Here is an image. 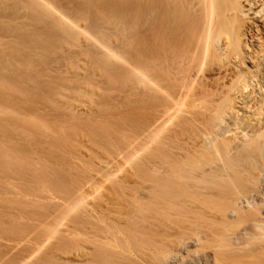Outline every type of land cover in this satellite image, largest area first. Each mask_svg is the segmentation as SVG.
Instances as JSON below:
<instances>
[{"label": "bare ground", "instance_id": "1", "mask_svg": "<svg viewBox=\"0 0 264 264\" xmlns=\"http://www.w3.org/2000/svg\"><path fill=\"white\" fill-rule=\"evenodd\" d=\"M0 9H2V11L3 10L6 11L8 9V13H9V14L8 13L6 14L5 12L0 11V30L3 29L2 26H4V23H6V22H7V24L10 23L7 26H9L11 30L16 28V26L18 27L17 29L20 30L21 29L20 27H22V26L25 27L26 24L31 26L30 27L31 29L36 28L38 25H40V26L43 25V27L47 28L48 24L51 23L48 21L53 20L54 23H51V24H55L56 19H58L56 22L57 25L55 24V26L58 27L59 29L53 25H52L53 26L52 28H56V30H59L58 32H61L63 29L64 31L67 32L68 35L70 33V35L73 36L75 41L77 40L76 42H78V44L80 42H83V43L88 42L85 46H88V47L94 46L96 48L95 52H97V59H98L96 63L99 62V64H95V66L96 65L98 66L97 68L96 67L95 68L97 69L98 73H99V71H101L98 68L103 70L105 68L109 69V68L113 67V69H111V70L105 69L110 74L107 76L105 75L104 79L106 77L108 79H110V77H108V76L112 75L111 71L116 69L115 71H113V73L116 74V75H114V74L113 75L115 77H117V81H115V82H118V79L119 80L122 79L121 81L124 82L123 81V80H125V79H123L124 76L118 77V75H117V73H119V71H121V69H123V70H125V71H123L124 74H125V72H128L132 76L131 78L134 77L139 83H141L140 85L135 84L136 87H138V86L140 87L141 85H144L145 87L141 86L143 90H144V88L146 90L147 89L146 87H148L149 89H151L149 91H153L152 95H155L156 97L159 98V101H161V103H159V104H161V106L159 108H161V107L162 108H161L160 112L157 113L156 116H154L152 119L149 120L150 122H148V125L146 124V127L143 128L142 133H141V130H142V127H141V130H140L141 134L138 138L140 143H137L139 141L134 140L133 143L136 141L135 145H137V144L141 145L142 144L141 142L143 141V138H144L145 140L143 141V144L145 146H148V145H146V144H148V142H150L151 140L157 139L156 137L162 136L163 133H167L166 132L167 129H168L167 131H169V132H170V130H173V129H170L168 127L174 125L175 123H176L175 125H177V121H179L178 122L179 124L181 123L183 125H185V123H187L188 125L190 124L192 127L189 126V128L191 127L193 129L192 134L190 131V135L188 137H186L187 140H185V141H187L186 142L187 144H184L185 146L182 144V145H178L176 147L174 145L173 146L174 148L169 147L171 150L169 148H168L169 150L166 149V151H168V153L166 152L167 154L164 153L166 155L161 153L162 150H161V152H159L161 154L158 153L159 156H156L154 153L156 158L159 157V158H161V160L158 158V160L156 161V158L153 159L154 156L152 154L151 155L153 158H150L152 160H149L145 156V162L146 163L148 162L149 168L145 169L146 170L145 174L143 172L144 169H143V171H141L140 168H138L140 171L139 170H137V171L144 174L142 176H139L138 179L134 178L132 180L131 179L132 177L128 179V177L130 176L129 174L130 173L132 174L133 171L131 172L130 169L127 167L130 171V173H128L129 171L126 170V167L124 168V166H122V162H119V160L117 161L115 159L116 161L114 160V162L121 163L119 165L118 163L117 164L113 163L112 160L114 158H117V159H118V157L120 158L122 153L124 155H122L121 158L125 157L127 159L128 157H132L134 155L136 156V153L138 151H141L139 149L142 146L139 145L140 147L138 146L136 148L133 143L131 144V142L129 143V141H126L128 143H125V146H126L125 148H127V145H128V147H129L128 150L125 149V151L123 150L124 151L123 152L121 149L122 153L118 152V153H120L119 154L120 156L118 155L117 157L115 155L118 153H115L114 157H111L112 154L110 153V157L112 160L110 159L109 163L112 162L111 164H113V165H111V164L109 165L107 163L108 159L106 160L105 163H103L105 168L106 169L108 168L106 170L107 172H105V177H106L105 179H110V180H112V182L117 181L114 183L117 185L119 184V185L118 186L115 185L117 187L111 186V188H113L112 189L113 191L112 190L109 191L110 190L109 189L108 191H105V192L107 195L109 193V196L111 195L114 197L117 189L120 188V190H121V188H123L121 191L118 190L120 192V194L122 193L120 199L124 195L122 202L120 199H119L120 201L117 200L118 199V198H116L117 196L114 197V198H116V201H113L114 199H112L111 196H110V198H111L110 199L106 194L102 195V193H100V194L96 195L97 197H93V199H96V198L99 199L102 196L100 201H98L96 199L97 204L92 205L91 204L92 202L87 203L86 198L88 196H90L89 195L90 193L84 192L86 190H82L84 185L87 183L85 182L84 185H81L82 184L81 180H79L80 182L78 184L81 183L80 185L82 188H76L77 190H75V192L68 190L69 189V188H67L68 186L65 188L64 185L68 184V183H65L62 185L63 181L61 182L60 185L62 186L63 191L66 192V193L64 192L66 194V197L63 194V191L61 193H59L57 190L56 191L53 190L54 194H49L52 190V185H53V187L57 186L54 184L55 183L58 184L57 183L58 180L55 183H51L52 180H51V178L49 179V180H51L50 183L52 184L50 186L47 185L49 187V189L51 188L50 191H49L48 187L46 186V184H49V183H46V184L42 183L47 187L46 189H48L47 191H49V192H47L46 189L43 190L42 187L45 188V186H42L41 191L40 190L39 191L41 193H42V191H44L43 192L44 194H45V192H47V194L50 196L56 194V196H57L56 200L54 199V197H56V196H52V198L51 197L45 198L46 196L40 194V192L38 190L36 192V194H38V195H36L34 193L35 194L34 196H39V194H40V195L44 196L43 198L48 199L47 204L41 203V202H45V199H44V201L40 202L39 199H41V198L38 199L37 197H35V199L37 198L39 201L37 199L36 200L34 199V201L40 202L41 207L43 206V207L48 208V206L49 207L51 206L50 209L48 208L50 211H47L48 209L46 208L47 209L46 213H42L43 215H40V218L36 222H34V224L32 223V220H31V223L33 226L31 225L32 227H30V229L28 228L29 231L22 238H21L22 235H20L19 239H17L15 242L12 240L14 243L9 242V243H11V245L8 243L7 247L5 245L4 246L2 245L3 247H6V249L4 252H2L0 254V264H264V239H263V236H264V232H263L264 231L263 230L264 229V0H0ZM54 11L57 12V14H58V16H56V19H55V17H53ZM52 17H53V19H52ZM134 18H136V19L139 18L140 20L142 19V21L144 20L143 21L144 23L142 22L143 23L142 24L140 22L142 25L139 24L138 22L140 20L138 21V19H137V24L135 22L133 23L132 20H135ZM12 25L13 26L15 25L13 29H12ZM4 27L6 28L5 31L7 32V30L9 28H7L6 26H4ZM24 27H22V28H24ZM50 27H51V25L49 24L48 28H50ZM27 28L25 29V32L28 31ZM30 28H29V30H31ZM37 28L33 29L34 31L32 30L36 35H37V32L39 33L41 31L40 28H39L40 30H37ZM48 28H47L48 33L45 32L44 34L49 35V33L52 32V31H49V30H52V28H50L49 30H48ZM43 29H42V31L44 32ZM60 29H61V31H60ZM11 30L8 32L14 33ZM35 30H37V32ZM2 31H4V30H2ZM5 31H4V34H3V32L0 33L1 34L0 35V42L2 43V45H5L7 42L9 44H11L13 41L11 39L14 38V37H11L10 39L6 40L4 35L7 37L8 33L5 34ZM23 31H24V29L22 30V32ZM66 32L64 33V35L66 34ZM28 33H29V31L25 34V36L28 35V37H24V35H22V37H20L21 35L20 36L15 35L16 36L15 38L17 39V41L19 43L23 40V44H25L24 43L25 38L29 39V35H31V36L33 35L32 37L37 39L36 35L34 36V34H31V33L28 34ZM19 34H22V33L19 32ZM62 34H61L60 38L64 37L63 39H64V41H66L65 40L66 35L64 36ZM9 35H10V33H9ZM38 35H37V37L41 36L40 38H42L41 34L39 36ZM70 35L66 36V38L68 37L69 39H72V37L70 38ZM1 37L2 38L4 37L5 38L4 40H6V41L2 40ZM19 37L21 39L24 37V39L21 40V39H19ZM49 37H47V39L53 38L52 35H49ZM8 38H9V36H8ZM40 38H39V40H40ZM16 39H14L15 42H17ZM31 39H33V38L29 39L32 43ZM56 39H59V36ZM79 39H80V42H79ZM8 40H11V41H8ZM42 40H43L42 42L45 43L44 40H46V38L44 37V39H42ZM59 40H58L59 42L63 41L61 39H59ZM3 41H4V44H3ZM38 41H37V45L42 43L41 41H39L40 43H38ZM58 41H57V43H59ZM63 42H62V44H63ZM66 42H68V41H66ZM29 43L26 42L27 45L31 44V43L30 44ZM33 43H34V41H33ZM33 43L31 45H33ZM43 43H42V45L46 44V43L45 44H43ZM71 43L72 44H70V45L72 46V48L70 47V45L68 46L67 44L64 43L65 47L64 46L63 47L66 48V46H67V48H68L66 50H64V48L61 47L62 44H60V43H59V46H56V44L53 43V45H51V47L52 46L54 47V45H55V49L57 47V50L59 51V53L62 56V60H63V57L67 58L65 60H68V59H69L68 61L71 60V62H74L73 60H75L74 63H76V65L73 64L74 67L70 68V70L68 69L69 71L72 72V73H70L71 74L70 76L72 77V79L73 78L76 79L77 82L82 81V82H79V84L83 83L84 81H87L86 83H89V87L87 86V88H85L86 86L84 87V85H83L85 83H83V84H80L83 86V88H81V86L75 81L78 84V86L75 87L74 90L75 89L81 90L85 94L84 97H86V99H83L82 101H80L82 103V104L80 103V105H79V103H78V105H77V103H75L76 102L74 99L75 95L73 94L74 96H72L70 94V91L67 92L68 94L66 92L65 93L62 92V93H64V95L61 93V97L63 95L64 99H65L66 98L65 94H67L66 95L67 98L69 95H70V97L72 96L73 99H71V100L75 101V102L73 101L75 103L74 106H72L73 104L71 105V103L68 101H67V103H70L69 106L65 105V104H67L65 101H63L62 105L59 102L60 106H59V104L55 103L57 105V108L55 107L56 105H54V104H53V107L51 108L50 106L52 103L49 104L50 108H48L47 110L52 109L51 110L52 111L51 113L53 115L52 117L58 119V121H57L56 119L53 118L54 120H52V123L54 121H57L60 123L61 121L64 122L65 120H68V119L72 120V118H76L78 113H80V112L85 113L87 115L88 114H94V117H95V115L97 117L98 114L100 115V112L102 110L101 107L102 106L104 107V105H102L100 107V105L102 103H98V101L99 102H101V101L97 99V98H99V99L102 98L103 94L101 93L102 97L101 96L99 97V95H100L99 92L101 90L97 93L96 90H98V89H96V88L98 85H100L99 82H101V80H99V81L97 80V77H98V75H100V73L101 74L105 73V70L103 72L101 71L99 74L95 75L96 69L92 66L95 71L91 70V71H93L92 72L93 74L90 73L91 72L89 69V62L90 61H87L86 60L87 58L85 59L86 53H84V55L82 54V48L80 49V51H81V53H80V51L78 49L79 46H78L77 49H78L79 53L82 54L81 57H83V56H85V57L84 58L77 57V59L79 58V61L77 59H74V58H76V56L79 55V53L77 54V52H75L76 50L73 51L72 49H74L73 47L77 46L78 44L76 45V44H74V42H71ZM83 43H81V45ZM89 43H91V44H89ZM13 44L14 43H12L11 45H13ZM35 44H36V40H35ZM35 44L33 45L34 47H35ZM42 45H39V46H42ZM85 46H83V47H85ZM59 47H60V49H59ZM91 49H92V47H91ZM83 50H84V48H83ZM35 52L36 51L34 50V53ZM18 53H20V52H18ZM92 53H93V51H92ZM91 54H90V56H91ZM0 56H1V54H0ZM4 56L6 57L5 53H4ZM9 56H10V54H9ZM12 56H10V57H12ZM93 56H95V54H93ZM5 57H3L4 61L7 58V57L6 58ZM19 57H20V55H19ZM59 57H60V55H59ZM72 57H74V58L70 59ZM14 59H12V61L16 62V60H14ZM16 59H18V57ZM92 59L93 58H91V60ZM1 61H2V59H1ZM9 61H11V58ZM76 61H78V65L80 62L82 63V65L77 66ZM17 62H19V61H17ZM26 62H27V60H26ZM2 63L4 65L7 62H2ZM31 63H33V62H31ZM100 64L102 67L100 66ZM3 65H2V68H3L2 70L5 71L4 68L6 69V66H3ZM7 65H8V63H7ZM0 66H1V63H0ZM8 66H9L8 69L10 70L11 66H13V65H11V66L8 65ZM21 67L22 66H20V68ZM16 68H14V69H16ZM14 69H11V71ZM71 69H74V71H72ZM5 72L7 73L8 71H5ZM5 72L3 73V75L5 74ZM123 72H122V74H123ZM0 73H2V72H0ZM13 73H15V71H13ZM8 74H9V72H8ZM129 74H127V76ZM102 76H100V77H102ZM0 77H2V75H0ZM4 77H6V76H4ZM71 77H68V78H71ZM125 78H127V77H125ZM129 78H128V80H129ZM69 80H71V79H69ZM114 80L115 79L109 80V81L114 82ZM130 80L131 81H129V82L131 84V82L133 80L132 79H130ZM11 81H13V80H11ZM33 81H35V80H33ZM125 81H127V80H125ZM27 82H28V80H27ZM112 82H109V83H112ZM138 82H136V83H138ZM69 83H71V82L69 81ZM130 84H128V85H130ZM12 85H14V83ZM73 85H75V83ZM85 85H88V84H85ZM104 85H106V83ZM135 85H132V86H135ZM0 86H2V85H0ZM8 86H9V84L6 86V88ZM20 86H22V85L19 84V87ZM115 86L116 87H122V86H118V84H116ZM17 87H18V85H17ZM26 87H27V85L25 86V88ZM79 87H80V89H79ZM103 87L104 86L102 85L101 88L104 89ZM136 87H134V89ZM122 88H124V87H122ZM130 88H131V86H130ZM132 89H133V87H132ZM136 89L138 90V88H136ZM12 90H13V88H12ZM145 90L143 91V94L146 93L147 90L146 91ZM3 91H4V89H3ZM81 91H79V92H81ZM109 91L110 90H108V93H110ZM122 91L124 92L125 89L124 90L122 89ZM122 91L120 90V94L119 93H117V94H119V96L125 95L126 93L122 94L121 93ZM130 91L128 89V92L125 96H127L128 93H130ZM25 92H26V89H25ZM72 92H73V90H72ZM76 92H78V91L76 90ZM0 94H2V93H0ZM148 94L146 93L147 96H148ZM12 95H14V94L12 93ZM12 95H11V97H12ZM152 95H149V97ZM77 96L78 97L81 96L80 93ZM105 96H107V95H105ZM112 96H114V95H111L110 97H112ZM131 96H133V95L129 94L128 97L125 98V100L127 98L128 99L133 98ZM107 97H109V96H107ZM12 98H11V100H12ZM79 98L80 99L76 98L77 101L81 100L82 97H79ZM116 98H117V96H116ZM134 98H136V97L134 96ZM59 99H60V97H59ZM118 99H119V101H121L119 97H118ZM121 99H122V101L124 100L123 98H121ZM127 100H126V103H124V104L122 103L121 109L118 111H122V109H123V110H125V112L127 114L128 113L130 114L131 111H133V109H132L129 112L131 105H132V103L135 104V102H130ZM8 101L9 100L7 99V102ZM108 101H110V100H108ZM112 101H111V104H112ZM151 101H153V100H151ZM64 102H65V104H64ZM115 103H117V100ZM156 104H157V102H156ZM38 106H39V104H38ZM39 107H41V106H39ZM42 107H41V109H42ZM117 107L118 106L116 105L115 113L116 112L118 113ZM33 108H35V107H33ZM110 108L111 107H109V109ZM43 109H46V108H43ZM136 110L137 109L135 108V111ZM138 110H141V109H138ZM105 111L103 110L102 114H104L103 112H105ZM146 111H148V110H146ZM40 112H38V114ZM44 112H45V110H44ZM111 112H113V111H111ZM111 112H110V114H111ZM46 113H48V112H46ZM108 113L109 112H107V114ZM123 113H124V111H123ZM126 113H124V115ZM135 113L136 112H134V114ZM85 114H83L82 117H85L84 116ZM107 114L105 113V116H107ZM110 114L108 117H110ZM35 115H36V113H35ZM80 115H81V113H80ZM117 115H121V112ZM89 116H88V118L91 117V116L90 117ZM105 116L100 115L101 119H103V117L105 119L106 118ZM138 116L141 117L142 115L141 116L138 115ZM35 117H37V116H35ZM40 118H41V116H40ZM79 118H81V117H79ZM116 118H118V116H116ZM125 118L126 117H123V119H125ZM42 119H41V121H42ZM97 119H99V118H96V120L93 119L94 120L93 123L95 121H97ZM110 119H111V117H110ZM82 120H84V119H82ZM117 120H119V119H117ZM45 121H44V123H45ZM98 121H100V119ZM62 122H61V124L63 125V124H65L66 121L64 123H62ZM100 122H102V120ZM117 122L119 124V121H117ZM59 123H58V125L61 126V124H59ZM133 123H134V121H133ZM33 124H34V122H33ZM98 124H100V123L98 122ZM101 124H102L101 126L104 127V124L103 123H101ZM88 125H89V122H88L87 126ZM123 125H122V127H123ZM85 126H86V123H85ZM94 126L92 125V127H94ZM107 126H109V125H107ZM185 126H183V127H185ZM95 127H96V129H92V130L95 131L98 129L97 126H95ZM103 127H102V129H103ZM178 127H180V126H178ZM56 128H58V127H56ZM191 128L189 130H192ZM77 129L81 130L80 128H77ZM108 129H109V127H108ZM118 129L119 128H117V130ZM129 129H131V128H129ZM182 129L184 130V128H181V130ZM0 130H1V128H0ZM53 130H55V129H53ZM105 130L103 129V131H105ZM137 130H139V129H137ZM181 130H180V134L182 135L183 132H181ZM76 131H78V130H76ZM99 131H101V130L99 129ZM108 131H110V130H108ZM108 131H107V133H108ZM121 131H120V133L124 132V130L122 132ZM69 132H71V129L69 130ZM72 132H74V130ZM171 132H173V131H171ZM35 133H36V131H35ZM91 133H92V131H91ZM99 133H101V132H99ZM116 133L117 132H115L113 135L115 136ZM160 133H162V135ZM10 134H11V132H10ZM67 134H68V132H67ZM80 134H83V132ZM104 134H106V133L103 132V135ZM127 134H125V135H127ZM177 134H178L177 132L174 134L175 137ZM32 135H33V133H32ZM73 135H74V133H73ZM85 135H87V134H85ZM119 135H121V134H119ZM119 135H117V137H115V138H118ZM133 135L134 134H132L131 137H133ZM9 136L10 135H8V137ZM18 136H20V135H18ZM59 136H62V135H59ZM180 136H178V138ZM1 137H3V135ZM14 137H17V136H14ZM20 137H22V136H20ZM63 137H64V134H63ZM71 137H72V135H71ZM87 137H89V136L87 135ZM90 137H92V136H90ZM121 137H122V135H121ZM12 138H10V139H12ZM51 138H53V137H51ZM94 138H95V135H94L93 139ZM100 138H102V137H100ZM104 138L106 139V137H104ZM104 138H102V139H104ZM140 138H142V141ZM168 138H167V143L170 142V138H169V141H168ZM182 138H184V137L182 136ZM14 139H13V141H14ZM93 139H91V140H93ZM109 139H111V138H109ZM35 140H36V138H35ZM158 140L162 141V138H161V140H160V138L157 139V141ZM176 140H177V138H176ZM60 141H62V140H60ZM64 141H68V140H64ZM69 141H71V140L69 139ZM72 141H73V139H72ZM185 141H183V139H182V142H185ZM97 142H98V139H97ZM110 142H112V141H110ZM115 142H113V143L115 144ZM121 142H122V140H121ZM123 142H122V144H123ZM10 143L12 144L13 142H10ZM59 143L62 144V142H59ZM73 143H75V142H73ZM93 143H94V141H93ZM163 143H164V141H163ZM177 143L178 142H176L175 144L177 145ZM16 144H17V142H16ZM69 144H71V143H69ZM69 144L67 146H69ZM102 144H103V142H102ZM119 144H120V142H119ZM56 145H58V144H56ZM164 145H166V144H164ZM9 146L12 147V145H9ZM79 146L82 147L81 145H79ZM85 146H87V145H85ZM106 146H107V144H106ZM158 146H163V145H158ZM15 147H17V146H15ZM38 147H39V145H38ZM111 147H112V143H111ZM111 147H109V150H111L110 149ZM115 147H112V148L114 149ZM62 148H64V147H62ZM71 148H73V147L71 146L69 149H71ZM76 148H77V146H76ZM100 148H101V146H100ZM106 148H108V147H106ZM143 148L144 147H142L141 149H143ZM164 148H166V147H163V149ZM74 149H75V147H74ZM75 150H77V149H75ZM84 150H86V149H84ZM87 150H91V149H87ZM102 150H103V147L101 148V151ZM34 151H35V149H34ZM52 151H53V149H52ZM70 151L68 153H70ZM111 151H113V150H111ZM163 151H165V150H163ZM3 152L4 151H2V154H3ZM5 152H7V151H5ZM26 152H28V150ZM46 152H47V150H46ZM48 152H50V151H48ZM105 152H107V151H105ZM114 152H116V151H114ZM144 153H148V151L145 150ZM2 154H0V155H2ZM74 154L71 155L74 157V159H76L77 157L79 158V156H77V154H76L77 157L74 156ZM102 154H104V152H102ZM162 154H163L164 158L160 157V156H162ZM89 155H91V154L89 153ZM95 155L98 156V154H96V153H95ZM65 156H63V157H65ZM71 156L69 157L70 159L68 158V156H66L69 159V163H71L70 162V160L72 158ZM97 156H95V157H97ZM139 156H141V155H139ZM142 156H144V155H142ZM148 156L151 157L150 155H148ZM3 158H2V162H3ZM43 158H42V160H43ZM78 158L76 160H78ZM108 158H109V156H108ZM142 158L144 159V157H142ZM82 159H84V158H82ZM97 159H99V158L97 157ZM146 159H148L149 161H146ZM34 160H36V159H34ZM89 160H90V158H89ZM129 160H130V158H129ZM5 161L6 160H4V162ZM29 161H32V160L29 159ZM87 161H88V159H87ZM92 161L90 164H92ZM101 161L102 160H100L99 162L101 163ZM103 161H105V160L103 159ZM135 161H136V159H135ZM46 162H47V160H46ZM74 162H76V161H74ZM134 162H132V163H134ZM136 162H138V161H136ZM142 162H143L142 163V165H143L144 161H142ZM77 163H78V161H77ZM0 164L2 165L3 163L0 162ZM57 164H59V163H57ZM66 164L67 163H65V166H66ZM72 164H73V162H72ZM94 164H96V163H94ZM140 164H141V162H140ZM8 165H9V163H8ZM124 165H125V163H124ZM10 166H12V165H10ZM91 166L93 168V165H91ZM104 166L102 167L103 169H105ZM126 166H127V162H126ZM138 166L140 167V165H138ZM28 167H30V168H28V170L30 169V174H31V172L33 171L32 168H34L35 166L32 167L30 165ZM44 167H45V163H44ZM56 167H57V165H56ZM86 167L87 166H85V168ZM95 167H94V169H95ZM1 168H4V166ZM13 168H14V166H13ZM17 168L20 170V169H22V166L21 167L19 166ZM26 168H27V166H26ZM70 168H72V167H70ZM73 168L75 169L76 167L73 166ZM92 168H90V166H89V169H92ZM99 168L95 169L96 172H97V170L98 171L100 170ZM144 168H146V167H144ZM23 169H25V167H23ZM65 169H67V168H65ZM134 169H136V168H133V170ZM1 170H4V169H1ZM28 170H26V171L29 172ZM57 170L60 171L59 168ZM121 170H124V171L122 172ZM147 170H149V171H147ZM35 171H37V170L35 169ZM71 171L73 172L72 169H71ZM87 171H89V173H88V175H89L91 171L90 170H87ZM125 171L126 172L128 171L127 174L129 176L128 175H127V177L124 176L125 179L122 177L120 178V176L118 174L122 175L120 173V172H122L124 175V174H126V173H124ZM134 171H136V170H134ZM22 172L23 171H21V173ZM54 172H56V170ZM64 172H66V171H64ZM68 172H69V175L71 174V177H72V174L74 172L73 173H71L70 171H68ZM76 172H77V170H76ZM79 172H78V174H80ZM45 173H46V171H45ZM99 173H100V171H99ZM99 173L97 172V175ZM101 173H102V171H101ZM147 173L149 175H147ZM12 174H14V172ZM136 174H138V173L136 172L135 176H133V177H136L137 176ZM4 175H6V174H4ZM23 175H25V174L23 173ZM26 175H28V174H26ZM100 175L103 176V174H100ZM132 175H134V174H132ZM32 176H33V174H32ZM34 176H35V174H34ZM20 177H22L21 174H20ZM39 177H37V178H39ZM53 177H54V174H53ZM94 177L95 176L93 174L92 178H94ZM28 178H30V177H28ZM64 178H65V176H64ZM67 178H69V177H67ZM79 178H80V176H79ZM88 178H91V177H88ZM96 178H97V176H96ZM96 178L93 180L91 179L92 181L95 180L93 183H95L97 181ZM60 179L64 180L62 178H60ZM101 179H104V177ZM130 179L132 181H134V182H131L132 186L130 185V188L133 189L136 186L133 189L135 191L137 190L136 192H132V189L130 191L129 184L128 185L126 184L123 186L124 182L126 183V180H130ZM6 180H5V182H7ZM26 180L27 179H24V182ZM34 180L37 182V179H34ZM40 180L41 179L39 178L38 181L40 182ZM73 180H76V178ZM100 180H98V183ZM11 181H8L7 183H9V182L12 183ZM89 181H90V179H89ZM106 181L108 182V180H106ZM29 182H31V181H29ZM39 182H37V183L39 184ZM72 182L74 183V181H72ZM76 182H77V180H76ZM103 182L105 183V181H103ZM107 182H106V184H107ZM121 182H123V184ZM37 183H35V184H37ZM59 183H60V181H59ZM104 183H102V184L104 185ZM128 183H130V181ZM89 184H90V182H89ZM4 185H6V184H4ZM18 185L19 184H17L16 186H18ZM28 185L26 184V186H28ZM60 185L58 184V187ZM74 185L77 186V184H73V186ZM80 185H79V187H80ZM11 186L14 187V185H12V184H11ZM19 186H25V185H19ZM19 186L17 187L16 190L19 189ZM61 186H60V188H61ZM73 186L71 188V184H70L71 189H73ZM88 186H90V185H88ZM125 186H127V188ZM37 187H39V186H37ZM58 187H56V188H58ZM63 187L65 188V190ZM114 187H115V190H114ZM56 188L54 187L53 189H56ZM38 189H40V188H38ZM66 189L68 190V192ZM125 189L129 190L130 193L128 194L127 192H129V191H126ZM26 190H27V195H28V192L31 190H29V189H26ZM58 190H60V189L58 188ZM105 190H106V187H105ZM123 190H125V193H127L128 195H126L124 192H122ZM10 191H11V189H10ZM69 191L73 194H71ZM93 191H94V188H93ZM96 191H98V190H96ZM209 191H211V195L213 193L212 196L216 197L217 199H220L222 203H223L222 200H225L226 203L230 207L228 209V211H225L224 214H222L218 218H215V216L211 217V215L208 216L203 211L199 210V207H201V204L203 205L204 201L206 202L207 200L209 201L208 204H210V206L211 205L214 206V204H211L210 198H212V196L209 197V195H210V194H208ZM20 192L21 191H19L18 193H20ZM25 192L26 191H24V194H26ZM112 192L114 193V195L110 194ZM119 192H118V196L120 195ZM29 193H30V195L33 194L31 192H29ZM68 193H70L71 196ZM59 195H62L63 199L66 198V199H64V202H62L63 199ZM9 196H11V195H9ZM24 196L25 195H22L21 197H24ZM26 196H25V198H26ZM58 196H59V198L61 197V200L60 199L57 200ZM27 197L30 198L31 196L28 195ZM103 197L107 202H104L105 200L103 199ZM105 197L107 199L109 198L110 200L108 201ZM216 198H212L211 200L216 199ZM9 199H11V197ZM9 199H7V200H9ZM91 199H89L87 201H90ZM16 200H17V198H16ZM22 200H23V198H22ZM25 200L27 201V198ZM213 201H214V203L216 202V200H213ZM225 201H224V203H225ZM8 202H7V204H8ZM23 202H24V200H23ZM28 202H27V204H28ZM207 202H206V204H207ZM18 203H21V205H22V202L19 201ZM100 203H104V204L99 205ZM224 203H223V205H227L226 203L225 204ZM48 204H50V205H48ZM88 204H91V206ZM12 205H14V204H12ZM215 205L218 206L219 204H215ZM223 205H222V207H223ZM95 206H96V208H95ZM216 206H214V207H216ZM19 207H22V206H19ZM37 207H39V205ZM11 208H13V206ZM216 208H218V207H216ZM0 209H2V208H0ZM22 209H25V207H23ZM29 209H31V208L29 207ZM34 209H37V208H34ZM34 209H33V211H35ZM207 209H209V207H207ZM210 210H211V212L213 211L212 209H209L208 211L210 212ZM3 211L6 212V209ZM7 211H9V209ZM17 211H19V210H17ZM22 211L25 213L24 210H22ZM208 211H206V212H208ZM6 213H3V214H6ZM31 213L33 215V212H31ZM37 213H39V212H37ZM10 214H12V213H10ZM36 215L39 216V214H36ZM8 216L10 217L9 214H8ZM33 216H31V217H33ZM38 216H35V217H38ZM4 217H5V215H4ZM9 217H7V218L5 217V218L8 219ZM25 217H26V215L24 216V218ZM28 217H29V215H28ZM0 219H1V217H0ZM13 219L15 220V216H13ZM29 219L30 218H28V220ZM20 220H22V219H20ZM20 220L16 219L17 222ZM9 221H11V220H9ZM13 222L14 221H12V223ZM19 223L22 224V222H19ZM27 223H28V221H27ZM260 227H261V229L263 228L262 229L263 231L260 230ZM255 228L257 231L260 230L259 232H263V233H261V234H263L261 239H260L261 235H259V233L256 230L255 231L253 230ZM15 229L18 230L17 228H15ZM44 229H47V232H45L46 233L45 235H42L41 232L46 231ZM250 229H252L254 232H257V234L254 233L255 237H252L253 242H250V243H246L243 241L241 242L242 238L247 237V233L249 232L248 230H250ZM252 234L253 233H251V236H252ZM41 235H42V237H40ZM55 235H57L56 236L57 238L59 237V240H56L57 239L56 238L55 241L53 242L54 244L56 243V246H53L54 244H51V242L53 241L52 239H54L53 237H55ZM248 236H249V234H248ZM257 236H259V241H258ZM50 238H51V242H50ZM256 238H257L258 242L256 241ZM262 239H263V242H260ZM246 240H248V239L246 238ZM249 240H251V238ZM48 241L51 244L50 246H48L49 245ZM243 243L246 244L245 246H249L250 248L243 246L244 245ZM250 244H252V245H250ZM50 247L55 252L58 250L57 253L59 252V256L58 255L54 256L56 254L53 255L54 257L51 256ZM45 249H47L48 252ZM241 249H243L244 251H240ZM245 249H246V251H245Z\"/></svg>", "mask_w": 264, "mask_h": 264}, {"label": "rangeland", "instance_id": "2", "mask_svg": "<svg viewBox=\"0 0 264 264\" xmlns=\"http://www.w3.org/2000/svg\"><path fill=\"white\" fill-rule=\"evenodd\" d=\"M0 11H2V9H0ZM7 11V12H6ZM3 10L2 12H5L6 14L8 13V9L7 10ZM10 12V11H9ZM56 13V14H55ZM5 14V15H6ZM9 14V13H8ZM56 16H58V14H57V12H55L54 11V16L53 17H55V19H56ZM53 17H52V19H53ZM54 19V20H55ZM135 20H132L133 21V23L135 22L136 24H137V19H138V21L140 20L139 18H134ZM57 20L58 19H56V22H57ZM144 21V20H143ZM142 19L138 22L139 24H141L142 22ZM48 22H51V23H54V21L53 20H50V21H48ZM55 22V24L57 25V23ZM141 22V23H140ZM51 23H49L50 25H51V27L50 28H52L53 26H55V24H51ZM144 23V22H143ZM142 23V24H143ZM6 24V25H5ZM10 24V23H9ZM9 24H7V22L6 23H4V26H6L7 28H9L8 30H7V32L5 31V27L4 26H2L3 27V29L2 30H4L5 31V34H7V37L4 35V37L6 38V40L7 39H10L11 37H14V38H12L11 40H13L12 41V43H14L13 45H11V44H9L8 42V44L6 43L5 45H2V43L0 42V54H1V56H0V61H1V59H2V61L0 62L1 63V68H0V72H2V73H0V75H2V77H0V85H2V86H0V93H2V94H0V128H1V130H0V154H2V151H7V152H3V156L2 155H0V162L1 163H3L2 165L4 166V168H1V167H3L1 164H0V208H2V209H0V211L2 210H5L6 209V212L5 211H1L0 212V217H1V219H0V254L2 253V252H4L5 251V249H6V247L8 246V243L9 242H11V243H14L17 239H19V237H20V235H22L21 236V238L29 231L28 230V228L30 229V227H32L33 225H32V223L34 224V222H36L39 218H40V215H43L42 213H46V210L49 208L50 209V207L48 206V208L47 207H41V203L42 204H44V203H48V199H45V198H49V197H51L52 198V196H56V194L55 195H48L47 194V192H49L50 190H51V188L49 189V187L47 186V185H52L51 183H55V182H57V180H58V184L60 185L61 184V182H62V185L63 184H65V183H68V184H65L64 186H65V188L67 187V188H69L68 190H71V191H73V192H75V190H77L76 188H82L81 187V185H84V183L86 182L87 184H85L84 185V189L82 188V190H86V191H84V192H87V193H90L89 195L90 196H88L86 199L87 200H89V199H93V197H97L96 195H98V194H100V193H102V195L104 194H106V192L105 191H108L109 189V191H111L113 188H111V186L113 187V186H115V185H117V184H115L114 182H117V181H113L112 182V180H110V179H105L106 177H105V172H107L106 170L108 169H106L105 168V166L103 165V163H105L106 162V160L108 159V161H107V163L110 165L112 162L113 163H115V164H121V163H119V162H122V166H124V168L126 167V170H128L129 171V169H130V171L132 172L133 171V173L132 174H134V175H132L131 173H130V171L128 172V173H130L129 175L127 174V172L125 171L124 173H126V174H124L123 175V171L125 170H121L122 172H120L122 175H120V174H118L119 176H120V178L122 177V178H124L125 179V177H127V175L129 176L128 177V179L129 178H131L132 180L135 178V179H138V177L139 176H142V175H144L146 172V170L145 169H148L149 168V165H148V162L146 163L145 162V156H146V158H148L149 160H152V159H150V158H153L152 157V155L154 156V158L153 159H155L156 158V156H159V154H161V153H168V151H166V149L167 150H169L170 148L169 147H172V148H174L173 146L175 145V147L176 146H178V145H184V144H187L186 142L187 141H185V140H187V138L186 137H188L189 135H190V131H191V134H192V131H193V129L191 128L192 126L189 124H187V123H185V125H183V124H179L178 122L179 121H177V125H172V126H170V127H168V128H170V129H173V130H170V132L169 131H167L166 130V132L167 133H163V135H162V133H160L162 136H157L156 138L157 139H159L160 138V140H161V138H162V141H157V139H154V140H151L150 142H148V144H146V145H148V146H145L144 144H143V141L145 140L142 136V138H143V141H142V138H140L141 139V145L140 146H142V147H144L143 149H141L142 147H140L138 144L137 145H135V142L136 141H139V136H140V134L142 133V131H143V128H145L146 127V124L148 125V122H150L149 120L150 119H152L154 116H156L157 115V113H159L160 112V110H161V108H159L160 106H161V104H159V103H161V101H159V98L158 97H156L155 95H152L153 94V91H149V90H151V89H149L148 87H146L147 89V91L145 90V88H144V90L146 91V93L148 94V96L146 95V93H144L143 94V89H142V87L141 86H144V85H141L140 87L138 86V87H136V85L135 84H141V83H139L134 77L133 78H131L132 76L128 73V72H125V74H124V72L123 71H125V70H123V69H121V71H119V73H117V75H118V77H120V76H124L123 77V79H125V80H127V81H125V80H123L124 82H122L121 80H119L118 79V82H115V81H117V77H115L114 75H116V74H114L113 73V71H115V70H113V71H111L112 72V75H110V76H108V77H110V79H108L107 77V79L105 78L104 79V76L106 75H109L110 73H108L105 69H108V68H105V69H100V68H98L99 70H101L102 72L105 70V73H100L101 71H99V73H100V75H98V77H97V80L99 81V80H101V82H99V84L100 85H98L97 86V88L96 89H98V90H96V92L98 93L100 90L102 91H100L99 92V97L103 94V97L102 98H97L98 100H100L101 102H99L98 101V103H102L101 105H100V107L102 106V105H104V107L102 106L101 108H102V110H101V112H100V115L101 116H105V113L107 114V112H109L108 114H107V116H105L106 118L104 119V117H103V119H101V117H100V115L98 116L97 115V117H96V115H95V117H94V114H85V113H82V112H80L81 113V115H80V113H78V115H77V117L76 118H72V120L71 119H68V120H65L64 122H65V124H61V122L59 123V122H57L58 121V119H56V118H54V117H52L53 115H52V109H50V110H47L48 108H52L53 107V104L54 105H56V104H59V106H60V103H61V105H62V103H63V101H65L66 103H67V101L68 102H70L71 103V105L72 106H74L75 105V103H77V105H78V103H79V105H80V101H82L83 99H86V97H84V92H82L81 90H78V89H75L74 90V88L75 87H77L78 86V84H79V82H82V81H78L77 82V80L76 79H72V77L70 76L71 74L70 73H72L71 71H69L70 70V68H72V67H74L73 66V64H75L76 65V63H74L75 62V60H73L74 62H71V60L70 61H68V60H65V59H67V58H65V57H63V60H62V56H61V54L59 53V51L57 50V47H56V49H55V45H54V47L52 46L51 47V45H53V43H57V41L59 40V39H61V40H63L64 41V37L63 38H60V36H61V34L62 35H64V33L66 32V31H64L63 29H62V31H61V29H60V31L61 32H58L59 30H56V28H58V27H56V28H52V30H49L50 28H48L49 27V24H48V26H47V28H48V30L49 31H52L51 33H49V35H52L53 36V38L52 39H47V37H49V35L48 34H44L45 32L46 33H48L47 32V28H45V27H43V25L42 26H40V25H38L36 28H37V30H40L41 29V31L39 32L41 35H42V38H40L41 36H39L40 34L37 32V30H35L36 32H37V35L39 36V37H37V35L33 32L34 30L33 29H36V28H30L31 26H29L28 24H26V26L28 27H24V26H22L21 24V26L22 27H24V28H22V27H20L21 29V31L19 30V29H17L18 27L16 26V28H14V26L12 25V29L13 30H11L10 29V27L9 26H7V25H9ZM138 24V25H139ZM141 24V25H142ZM19 25V26H20ZM53 25V26H52ZM59 26V25H58ZM27 28V30L29 31V33L28 34H34V36L36 35V38L37 39H35L34 37H32L31 35H29V39L30 38H33V39H31L32 40V43H33V41H34V43H33V45L35 44V40H36V44H35V47L33 46V45H31L32 43H31V41L29 40V39H27V38H25V41H24V43L25 44H23V40L22 39H24V37H28V35L27 36H25V34L28 32V31H26L25 32V29ZM29 28L31 29V30H29ZM40 28V29H39ZM44 28V29H43ZM24 29V31L22 32V30ZM42 29L44 30V32L42 31ZM59 29V28H58ZM2 30H0V33H2L3 32V34H4V31H2ZM13 31L14 33H12V32H8V31ZM33 30V31H32ZM32 31V32H31ZM57 31V32H56ZM17 32V33H16ZM19 32H21L22 34H19ZM42 32V33H41ZM9 33H10V35H9ZM24 33V34H23ZM53 33V34H52ZM56 33V34H55ZM59 33V34H58ZM61 33V34H60ZM2 34V35H3ZM1 35V34H0ZM15 35H17V36H20V37H22V35H24V37L21 39L20 37H19V39H21L22 41L19 43L18 41H17V39L15 38L16 36ZM59 36V39H56L58 36ZM66 36H69L70 35V33H69V35L67 34V32H66V34H65ZM64 35V36H65ZM8 36H9V38H8ZM31 36V37H30ZM56 38H55V37ZM66 36H65V40L66 41H68V42H66V41H61V42H59L60 44H62V42H63V44L61 45V47L62 48H64L65 46V44H67L68 46L70 45V44H72L71 42H74V44H78V42H76L75 41V39L73 38V36H71L70 35V38L72 37V39H69L68 37V39L66 38ZM2 38L1 37V39L2 40H4L5 38ZM44 37L46 38V40L48 41H46V40H44V42L46 43H43L42 41V39H44ZM39 38H40V40H39ZM50 38V37H49ZM14 39H16V41L17 42H15V40ZM27 39V40H26ZM35 39V40H34ZM54 39V40H53ZM6 40H4V41H6ZM11 40H8V41H11ZM29 40V41H28ZM41 41L43 44H45V45H42V43H40L39 41ZM53 40V41H52ZM72 40V41H71ZM74 40V41H73ZM92 40V39H91ZM4 41H3V44H4ZM20 41V40H19ZM37 41H38V43H40V44H38L37 45ZM56 41V42H55ZM26 42L27 43H29L30 45H27L26 44ZM79 42H80V39H79ZM52 43V44H51ZM59 43H57L56 44V46H59ZM65 43V44H64ZM81 43H83V42H80L77 46H74L73 48L74 49H72L73 51H75V52H77V54L79 53V51H80V49L82 48V54L84 55V53H86L85 55H86V57L85 56H83V57H81V55L82 54H80L81 53V51H80V53H79V55L78 56H76V58H74V57H72V58H70V59H77V57H79V58H84L85 57V59L87 60V61H90L89 62V69H90V71L91 70H93V71H95L94 70V68L96 67H98L97 65L95 66V64H99V62L98 63H96L97 62V52H95V50H96V48L94 47V46H85L88 42H84L82 45H81ZM89 44H91V43H89ZM88 44V45H89ZM9 45V46H8ZM16 45V46H15ZM27 45V46H26ZM39 45H42V46H39ZM82 47H81V46ZM30 46V47H29ZM64 46V47H63ZM79 46V47H78ZM83 46H85V47H83ZM4 47V48H3ZM11 47V48H10ZM28 47V48H27ZM32 47V48H31ZM44 47V48H43ZM48 47V48H47ZM70 47L72 48V46L70 45ZM76 47V48H75ZM77 47H78V49H79V51H78V49H77ZM91 47H92V49H91ZM34 48V49H33ZM43 48V49H42ZM46 48V49H45ZM83 48H84V50H83ZM29 49V50H28ZM59 49H60V47H59ZM66 49H68L67 48V46H66V48H64V50H66ZM4 50V51H3ZM15 52H14V51ZM18 50V51H17ZM31 50V51H30ZM34 50L36 51L35 53H34ZM90 51V52H89ZM92 51H93V53H92ZM5 53V55H6V57L8 58H6L5 56H4V53ZM13 52V53H12ZM18 52H20V53H18ZM31 52V53H30ZM42 52V53H41ZM95 52V53H94ZM8 55H7V54ZM91 54V56H90V54ZM3 54V55H2ZM9 54H10V56H12V57H10L9 56ZM16 54V55H15ZM20 55V57H19V55ZM23 54V55H22ZM31 54V55H30ZM93 54H95V56H93ZM26 55V56H25ZM34 57H33V56ZM59 55H60V57H59ZM5 57L6 58V60L4 61V59H3V57ZM11 58V61H9L10 60V58ZM29 56V57H28ZM89 56V57H88ZM2 57V58H1ZM18 57V59H16V58ZM93 58L92 60H91V58ZM15 58V59H14ZM79 58L77 59L78 61H79ZM12 59H14V60H16V62L15 61H12ZM25 59V60H24ZM23 60V61H22ZM26 60H27V62H26ZM17 61H19V62H17ZM22 61V62H21ZM78 61H76L77 62V66H81L82 65V63L80 62L79 63V65H78ZM2 62H7L8 63V65H13V66H11V68H10V70L8 69L9 68V66L7 65V63L6 64H4L3 65V63ZM31 62H33V63H31ZM11 63V64H10ZM13 63V64H12ZM19 63V64H18ZM29 63V64H28ZM2 65L3 66H6V69L4 68V70L5 71H8L9 72V74H8V72L6 73L5 71H3L2 69ZM15 65V66H14ZM18 65V66H17ZM72 65V66H71ZM20 66H22L21 68H20ZM94 68H93V67ZM100 66H101V64H100ZM99 66V67H100ZM13 67V68H12ZM17 67V68H16ZM27 67V68H26ZM92 67V68H91ZM102 67V66H101ZM14 68H16V69H14ZM20 68V69H19ZM76 68V67H75ZM95 68V69H96ZM11 69H14V70H12L11 71ZM19 69V70H18ZM22 69V70H21ZM69 69V70H68ZM110 70L111 69H113V67L112 68H109ZM108 69V70H109ZM2 70V71H1ZM72 71H74V69H71ZM76 70V69H75ZM119 70V69H118ZM13 71H15V73H13ZM89 71V72H90ZM93 71H91L90 73H92ZM5 72V74L3 75V73ZM69 72V73H68ZM96 72V73H95ZM94 73H95V75L96 74H99L98 72H97V69H96V71H95ZM122 72H123V74H122ZM12 73V74H11ZM24 73V74H23ZM107 73V74H106ZM93 74V73H92ZM114 74V75H113ZM122 74V75H121ZM127 74H129L128 76L130 77H128L127 76ZM26 77H25V76ZM103 75V76H102ZM4 76H6V77H4ZM17 76V77H16ZM24 76V77H23ZM100 76H102V77H100ZM68 77H71V78H68ZM125 77H127V78H125ZM28 78V79H27ZM99 78V79H98ZM115 79L114 80V82H112V81H109V80H113V79ZM128 78H129V80H128ZM7 79V80H6ZM13 80V81H11V80ZM69 79H71V80H69ZM130 79H132L133 81L131 82V84H130V82L129 81H131ZM3 80V81H2ZM19 80V81H18ZM21 80V81H20ZM27 80H28V82H27ZM33 80H35V81H33ZM73 80V81H72ZM108 82H106V81ZM69 81L71 82V83H69ZM78 83H76V82ZM18 84H17V83ZM21 82V83H20ZM75 83V85H73L74 83ZM87 81H84L83 83H85V84H88V85H85V84H83V83H80V84H83L84 85V87L85 88H87V86L89 87V83H86ZM106 83V85H104L105 83ZM109 82H112V83H109ZM127 82V83H126ZM136 82H138V83H136ZM14 83V85H12ZM38 83V84H37ZM134 83V84H133ZM9 84V86L6 88V86ZM19 84L20 85H22V86H20L19 87ZM37 84V85H36ZM79 84V85H80ZM110 84V85H109ZM114 84V85H113ZM116 84H118V86H122V87H124V88H122V87H116L115 85ZM128 84H130V85H128ZM17 85H18V87H17ZM27 85V87L25 88V86ZM73 85V86H72ZM102 85L104 86L103 88L105 89H102L101 87H102ZM128 87H127V86ZM132 85H135V86H132ZM12 86V87H11ZM17 88H15V87ZM33 86V87H32ZM81 86V88H83V86L82 85H80ZM100 86V87H99ZM126 86V87H125ZM130 86H131V88H130ZM72 87V88H71ZM107 87V88H106ZM132 87H133V89H132ZM134 87H136V88H138V90L136 89H134ZM145 87V86H144ZM12 88H13V90H12ZM109 88V89H108ZM121 88V89H120ZM3 89H4V91H3ZM11 89V90H10ZM25 89H26V92H25ZM79 89H80V87H79ZM118 89V90H117ZM122 89L124 90L125 89V91L123 92L122 91ZM128 89H129V91H130V93H128V95L129 94H131V95H133V96H131V97H133V98H127L126 100L127 101H130V102H135V104H133L132 103V105H131V108H130V110H129V112L133 109V111H131V115L128 113H126L125 112V110H123L122 109V111H118V110H120L121 109V105H122V103L124 104V103H126V100H125V98L126 97H128V95L127 96H125L126 94H127V92H128ZM8 90V91H7ZM65 90V91H64ZM72 90H73V92H72ZM76 90L78 91V92H76ZM108 90H110L109 92L110 93H108ZM120 90L122 91L121 93L122 94H125V95H120L119 96V94H120ZM127 90V91H126ZM2 91V92H1ZM19 91V92H18ZM70 91V94L72 95V96H74L75 98V103L71 100V99H73V97L71 98L70 97V95L68 96V98H67V92H69ZM79 91H81V92H79ZM136 91V92H135ZM59 92V93H58ZM62 92H66L67 94H65V97L67 98H65L64 99V93H62ZM75 92V93H74ZM151 92V93H150ZM12 93L14 94V95H12ZM16 93V94H15ZM18 93V94H17ZM25 93V94H24ZM57 93V94H56ZM61 93L63 94L62 95V97H61ZM79 93H80V95L81 96H79V97H82L81 98V100H78L77 101V99H80L77 95H79ZM102 93V94H101ZM106 93V94H105ZM114 93V94H113ZM117 93H119V94H117ZM74 94V95H73ZM107 95V96H109V97H107V96H105V95ZM2 95V96H1ZM11 95H12V97H11ZM60 95V96H59ZM83 95V96H82ZM111 95H114V96H112V97H110ZM137 95V96H136ZM149 95H152V96H150L149 97ZM15 96V97H14ZM89 96V95H88ZM116 96H117V98H116ZM124 96V97H123ZM134 96L136 97V98H134ZM155 96V97H154ZM53 97V98H52ZM59 97H60V99H59ZM118 97L120 98V100L121 101H119V99H118ZM130 97V96H129ZM10 98V99H9ZM11 98H12V100H11ZM57 98V99H56ZM77 98V99H76ZM110 98V99H109ZM121 98H123L124 100L122 101V99ZM148 98V99H147ZM7 99L9 100L8 102H7ZM54 99V100H53ZM64 99V100H63ZM69 99V100H68ZM113 101H112V100ZM135 99V100H134ZM138 99V100H137ZM155 99V100H154ZM52 100V101H51ZM56 100V101H55ZM108 100H110V101H108ZM116 100H117V103L120 105H118L117 103H115L116 102ZM134 100V101H133ZM146 102H145V101ZM149 100V101H148ZM151 100H153V101H151ZM36 101V102H35ZM39 101V102H38ZM51 101V102H50ZM62 101V102H61ZM111 101H112V104H111ZM139 101V102H138ZM159 101V102H158ZM5 102V103H4ZM33 102V103H32ZM60 102V103H59ZM65 102H64V104H65ZM73 102V103H72ZM137 102V103H136ZM156 102H157V104H156ZM31 103V104H30ZM41 103V104H40ZM48 105H47V104ZM52 103V104H51ZM56 103V104H55ZM70 103H67V104H65V105H68L69 106V104ZM110 103V104H109ZM154 103V104H153ZM38 104H39V106H43L42 107V109H41V107H39L38 106ZM49 104H51V106L49 105ZM82 104V103H81ZM145 104V105H144ZM45 105V106H44ZM76 105V106H77ZM116 105L118 106L117 107V111H118V113L116 112L115 113V111H116ZM136 107H135V106ZM138 105V106H137ZM143 105V106H142ZM37 106V107H36ZM50 106V107H49ZM71 106V107H72ZM134 106V107H133ZM140 106V107H139ZM153 106V107H152ZM156 106V107H155ZM33 107H35V108H33ZM56 108H57V105L55 106ZM109 107H111L110 109H109ZM120 107V108H119ZM38 108V109H37ZM43 108H46V109H43ZM135 108L137 109L136 111H135ZM159 108V109H158ZM114 109V110H113ZM138 109H141V110H138ZM159 111H158V110ZM42 110V111H41ZM44 110H45V112H44ZM105 111V112H103L104 114H102V111ZM110 110V111H109ZM145 110V111H144ZM146 110H148V111H146ZM156 110V111H155ZM41 111V112H40ZM111 111H113V112H111ZM123 111H124V113H126L125 115H124V113H123ZM32 112V113H31ZM38 112H40L39 114H38ZM44 112V113H43ZM46 112H48V113H46ZM110 112H111V114H110ZM121 112V115H117V114H119ZM134 112H136L135 114H134ZM140 114H139V113ZM145 112V113H144ZM35 113H36V115H35ZM143 113V114H142ZM41 114V115H40ZM83 114H85L84 116L85 117H82L83 116ZM109 114H110V117H111V119H110V117H108L109 116ZM134 114V115H133ZM155 114V115H154ZM51 115V116H50ZM91 117H90V116ZM118 116V118H116V116ZM124 115V116H123ZM138 115H142L141 117H139ZM35 116H37V117H35ZM40 116H41V118H40ZM45 116V117H44ZM87 116V117H86ZM88 116L90 117V118H88ZM114 118H113V117ZM122 118H121V117ZM134 116V117H133ZM146 116V117H145ZM34 117V118H33ZM50 117V118H49ZM79 117H81L82 119H84V120H82L81 118H79ZM94 117V118H93ZM123 117H126L125 119H123ZM43 118V119H42ZM45 118V119H44ZM52 118V119H51ZM56 119L57 121H54L53 123H52V120H54V119ZM79 118V119H78ZM89 120H88V119ZM95 119L96 120V118H99L100 119V121L102 120V122H100V121H98L99 119H97V121L100 123V124H98V122L97 121H95L94 123H93V119ZM109 118V119H108ZM131 118V119H130ZM133 118V119H132ZM135 118V119H134ZM40 119V120H39ZM41 119H42V121H41ZM88 121H87V120ZM117 119H119V120H117ZM122 119V120H121ZM129 119V120H128ZM148 119V120H147ZM46 120V121H45ZM78 122H77V121ZM83 122H82V121ZM92 120V121H91ZM111 120V121H110ZM119 121V124H118V122L117 121ZM137 120V121H136ZM44 121H45V123H44ZM60 121V120H59ZM105 121V122H104ZM126 121V122H125ZM133 121H134V123H133ZM33 122H34V124H33ZM42 122V123H41ZM47 122V123H46ZM56 122V123H55ZM64 122H62V123H64ZM73 122V123H72ZM75 122V123H74ZM82 122V123H81ZM86 123V126H85V123ZM88 122H89V125L87 126V124H88ZM97 122V123H96ZM107 122V123H106ZM112 122V123H111ZM117 122V123H116ZM125 124H124V123ZM144 122V123H143ZM37 123V124H36ZM58 123L59 124H61V126L60 125H58ZM72 123V124H71ZM77 123V124H76ZM80 123V124H79ZM91 123V124H90ZM101 123H103L104 124V127L103 126H101L102 124ZM122 123V124H121ZM33 124V125H32ZM36 124V125H35ZM70 124V125H69ZM97 124V125H96ZM116 124V125H115ZM124 124V125H123ZM136 124V125H135ZM142 124V125H141ZM52 125V126H51ZM56 125V126H55ZM78 125V126H77ZM92 125L94 126H97V130H92V129H96V127L94 126V127H92ZM107 125H109V126H107ZM121 127H120V126ZM122 125H123V127H122ZM141 125V126H140ZM16 128H15V127ZM80 126V127H79ZM100 128H99V127ZM115 126V127H114ZM117 126V127H116ZM134 126V127H133ZM137 126V127H136ZM176 126V127H175ZM178 126H180V127H178ZM183 126H185V127H183ZM188 126V127H187ZM189 126H191L190 128L192 129V130H189L190 128H189ZM19 129H18V128ZM51 127V128H50ZM56 127H58V128H56ZM60 127V128H59ZM82 127V128H81ZM102 127H103V129L105 130V131H103V129H102ZM106 127V128H105ZM108 127H109V129H108ZM141 127H142V130H141ZM68 128V129H67ZM77 128H80L81 130H79V129H77ZM112 128V129H111ZM117 128H119L118 130H117ZM124 128V129H123ZM127 128V129H126ZM129 128H131V129H129ZM135 128V129H134ZM176 128V129H175ZM179 128V129H178ZM181 128H184V130L182 129L181 130ZM18 129V130H17ZM53 129H55V130H53ZM67 129V130H66ZM71 129V132H69V130ZM85 129V130H84ZM99 129L101 130V131H99ZM114 129V130H113ZM137 129H139V130H137ZM34 130V131H33ZM59 130V131H58ZM74 130V132H72ZM76 130H78V131H76ZM92 131V133H91V131ZM108 130H110V131H108ZM112 130V131H111ZM123 131L124 130V132L123 133H120V131ZM140 130H141V133H140ZM179 130V131H178ZM180 130H181V132H183V134L181 135L180 134ZM17 131V132H16ZM35 131H36V133H35ZM55 131V132H54ZM83 132V134H80V133H82ZM98 131V132H97ZM104 133H106V134H104L103 135V132ZM107 131H108V133H107ZM121 131V132H122ZM134 131V132H133ZM171 131H173V132H171ZM175 131V132H174ZM188 131V132H187ZM2 132V133H1ZM10 132H11V134H10ZM19 132V133H18ZM44 132V133H43ZM49 132V133H48ZM58 132V133H57ZM66 132V133H65ZM67 132H68V134H67ZM79 132V133H78ZM99 132H101V133H99ZM113 132V133H112ZM115 132H117L116 134H115V136L113 135ZM128 134H127V133ZM130 132V133H129ZM136 132V133H135ZM139 132V133H138ZM165 132V131H164ZM178 133L177 135L178 136H180L179 138H178V136L176 135V137H175V133ZM13 133V134H12ZM32 133H33V135H32ZM35 133V134H34ZM73 133H74V135H73ZM87 134L89 137L90 136H92V137H87V135H85V134ZM91 133V134H90ZM188 133V134H187ZM15 134V135H14ZM30 134V135H29ZM56 134V135H55ZM63 134H64V137H63ZM67 134V135H66ZM72 135V137H71V135ZM93 134V135H92ZM100 134V135H99ZM102 134V135H101ZM111 134V135H110ZM119 134H121L122 135V137H121V135H119ZM124 134V135H123ZM125 134H127V135H125ZM132 134H134L133 135V137H131V135ZM136 134V135H135ZM139 134V135H138ZM159 134V135H160ZM187 134V135H186ZM3 135V137H1ZM8 135H10L9 137H8ZM12 135V136H11ZM18 135H20V136H22V137H20V136H18ZM59 135H62V136H59ZM78 135V136H77ZM83 135V136H82ZM94 135H95V138L93 139V137H94ZM99 135V136H98ZM113 135V136H112ZM117 135H119L118 136V138H115V137H117ZM130 135V136H129ZM185 135V136H184ZM7 136V137H6ZM14 136H17V137H14ZM45 136V137H44ZM48 136V137H47ZM98 138H97V137ZM108 136V137H107ZM182 136L184 137V138H182ZM13 137V138H12ZM39 137V138H38ZM51 137H53V138H51ZM70 137V138H69ZM77 137V138H76ZM85 137V138H84ZM100 137H102V138H104V137H106V139L104 138V139H102V138H100ZM165 137V138H164ZM170 138V142H168L167 143V138ZM10 138H12V139H10ZM15 138V139H14ZM32 138V139H31ZM35 138H36V140H35ZM41 138V139H40ZM44 138V139H43ZM48 138V139H47ZM80 138V139H79ZM83 138V139H82ZM100 138V139H99ZM109 138H111V139H109ZM126 140H125V139ZM169 138H168V141H169ZM176 138H177V140H176ZM6 139V140H5ZM13 139H14V141H13ZM47 139V140H46ZM52 139V140H51ZM59 139V140H58ZM68 140V141H64V140ZM69 139L71 140V141H69ZM72 139H73V141H72ZM89 139V140H88ZM91 139H93V140H91ZM97 139H98V142H97ZM102 139V140H101ZM109 139V140H108ZM124 139V140H123ZM164 139V140H163ZM166 139V140H165ZM179 139V140H178ZM182 139H183V141H185V142H182ZM18 140V141H17ZM30 140V141H29ZM45 140V141H44ZM60 140H62V141H60ZM77 140V141H76ZM103 142V144H102V142ZM107 140V141H106ZM121 140H122V142H123V144H122V142H121ZM132 140V141H131ZM134 140H136L134 143H133V141ZM156 140V141H155ZM173 140V141H172ZM9 143H8V142ZM34 141V142H33ZM93 141H94V143H93ZM106 141V142H105ZM110 141H112V142H110ZM116 141V142H115ZM126 141H129V143L131 142V144L133 143L134 145H135V147L137 148L138 146L140 147V149L139 150H141V151H138L137 153H136V156L134 155V156H132V157H128L127 159L125 158H121L122 157V155H124L123 153H122V151L124 150L125 151V149L126 150H128L129 149V147H128V145H127V148H125L126 146H125V143H128V142H126ZM153 141V142H152ZM163 141H164V143H163ZM175 141V142H174ZM10 142H13L12 144L10 143ZM16 142H17V144H16ZM59 142H62V144H60ZM64 142V143H63ZM66 142V143H65ZM68 142V143H67ZM73 142H75V143H73ZM78 142V143H77ZM80 142V143H79ZM86 142V143H85ZM113 142H115V144L113 143ZM119 142H120V144H119ZM176 142H178L177 143V145L175 144ZM181 144H180V143ZM20 143V144H19ZM24 143V144H23ZM69 143H71V144H69ZM74 145H73V144ZM90 143V144H89ZM105 143V144H104ZM111 143H112V147H115L114 149L111 147ZM117 143V144H116ZM137 143H140V141L139 142H137ZM37 144V145H36ZM56 144H58V145H56ZM69 144V146H67ZM77 144V145H76ZM97 144V145H96ZM99 144V145H98ZM106 144H107V146H106ZM164 144H166V145H164ZM9 145H12V147L11 146H9ZM38 145H39V147H38ZM66 145V146H65ZM77 146V148H76V146ZM79 145H81L82 147H80ZM85 145H87V146H85ZM95 147H94V146ZM120 145V146H119ZM122 145V146H121ZM133 145V146H134ZM144 145V146H143ZM158 145H163V146H158ZM168 145V146H167ZM15 146H17V147H15ZM61 146V147H60ZM73 147V148H71V149H69L70 147ZM100 146H101V148L103 147V150L101 151V148H100ZM105 146V147H104ZM130 146V145H129ZM152 146V147H151ZM185 146V145H184ZM32 149H31V148ZM44 147V148H43ZM55 147V148H54ZM62 147H64V148H62ZM74 147H75V149H77V150H75L74 149ZM80 147V148H79ZM106 147H108V148H106ZM109 147H111L110 149L111 150H113V151H111V150H109ZM122 147V148H121ZM155 149H154V148ZM163 147H166V148H164L163 149ZM14 148V149H13ZM43 148V149H42ZM62 148V149H61ZM67 148V149H66ZM98 148V149H97ZM149 148V149H148ZM152 148V149H151ZM169 148V149H168ZM3 149V150H2ZM13 149V150H12ZM25 149V150H24ZM34 149H35V151H34ZM50 149V150H49ZM52 149H53V151H52ZM84 149H86V150H84ZM87 149H91V150H87ZM107 149V150H106ZM121 149H122V151H121ZM152 151H151V150ZM158 149V150H157ZM2 150V151H1ZM16 150V151H15ZM18 150V151H17ZM28 150V152H26ZM37 150V151H36ZM43 150V151H42ZM46 150H47V152H46ZM71 150V151H70ZM82 150V151H81ZM118 150V151H117ZM145 150H147L148 151V153H144L145 152ZM156 150V151H155ZM161 150H162V152H161ZM163 150H165V151H163ZM171 150V149H170ZM16 153H15V152ZM48 151H50V152H48ZM70 151V153H68ZM73 151V152H72ZM75 151V152H74ZM79 153H78V152ZM105 151H107V152H105ZM114 151H116V152H114ZM123 151V152H124ZM150 151V152H149ZM154 151V152H153ZM24 152V153H23ZM77 152V153H76ZM94 152V153H93ZM99 152V153H98ZM102 152H104V154H102ZM118 152H120V153H122L121 154V156L119 155L120 153H118ZM159 152H161V153H159ZM26 153V154H25ZM47 153V154H46ZM59 153V154H58ZM62 153V154H61ZM75 153V154H74ZM89 153L92 155H89ZM95 155V153L96 154H98V156L97 155H95V156H97L99 159H97V157H95L93 154ZM108 153V154H107ZM110 153L112 154L111 155V157H114V155H115V153H118V154H116L115 156L117 157L118 155L120 156V158L118 157V159L117 158H114L113 160L111 159V157H110ZM154 153H155V155H154ZM159 153V154H158ZM166 153V154H167ZM6 154V155H5ZM30 154V155H29ZM32 154V155H31ZM36 154V155H35ZM45 154V155H44ZM70 154V155H69ZM74 154V156H76V154H77V156H79V158H78V160H76V159H74V157L73 156H71V155H73ZM83 154V155H82ZM100 154V155H99ZM107 154V155H106ZM152 154V155H151ZM163 154H162V156H160V157H162V158H164V156H163ZM166 154H164V155H166ZM34 155V156H33ZM68 156V158L71 156L72 158H71V160H70V162L71 163H69V159L66 157V156ZM81 155V156H80ZM89 157H88V156ZM106 155V156H105ZM139 155H141V156H139ZM142 155H144V156H142ZM148 155H150L151 157H149ZM7 156V157H6ZM29 156V157H28ZM50 156V157H49ZM52 156V157H51ZM63 156H65V157H63ZM83 156V157H82ZM103 156V157H102ZM108 156H109V158H108ZM148 156V157H147ZM4 157V158H3ZM44 157V158H43ZM95 157V158H94ZM102 157V158H101ZM138 157V158H137ZM142 157H144V159L142 158ZM2 158H3V162H2ZM28 158V159H27ZM42 158H43V160H42ZM48 158V159H47ZM82 158H84V159H82ZM89 158H90V160H89ZM92 158V159H91ZM129 158H130V160H129ZM159 158V157H158ZM158 158H156V161L158 160ZM29 159L30 160H32V161H29ZM34 159H36V160H34ZM57 159V160H56ZM65 159V160H64ZM67 159V160H66ZM87 159H88V161H87ZM103 159L105 160V161H103ZM112 160V162H110L109 163V160ZM119 160V162H114V160ZM135 159H136V161H138V162H136L135 161ZM144 161V164L142 165V161ZM148 159H146V161H149ZM160 160H161V158H159ZM4 160H6L5 162H4ZM25 160V161H24ZM46 160H47V162H46ZM60 160V161H59ZM73 160V161H72ZM93 160V161H92ZM100 160H102L101 161V163L99 162ZM115 160V161H116ZM122 160V161H121ZM135 162H134V161ZM8 161V162H7ZM65 161V162H64ZM67 161V162H66ZM74 161H76V162H74ZM77 161H78V163H77ZM82 161V162H81ZM85 161V162H84ZM91 161H92V164H90L91 163ZM125 161V162H124ZM7 162V163H6ZM61 162V163H60ZM72 162H73V164H72ZM125 163V165H124V163ZM126 162H127V166H126ZM132 162H134V163H132ZM140 162H141V164H140ZM8 163H9V165H8ZM12 163V164H11ZM35 163V164H34ZM37 163V164H36ZM44 163H45V167H44ZM57 163H59V164H57ZM63 163V164H62ZM65 163H67L66 164V166H65ZM83 163V164H82ZM85 163V164H84ZM94 163H96V164H94ZM100 163V164H99ZM132 163V164H131ZM33 164V165H32ZM71 164V165H70ZM80 164V165H79ZM89 164V165H88ZM98 164V165H97ZM114 164V165H115ZM136 164V165H135ZM140 165V167L138 166V165ZM8 165V166H7ZM10 165H12V166H10ZM32 166V167H34V168H32L33 169V171L31 172V174H30V169L28 170V168H30V167H28V166ZM47 165V166H46ZM56 165H57V167L60 169V171L59 170H57L58 168L56 167ZM63 165V166H62ZM69 167H68V166ZM77 165V166H76ZM91 165H93V168H92V166ZM96 167H95V166ZM104 166V168L105 169H103L102 167ZM106 165V164H105ZM111 165H113V164H111ZM132 165V166H131ZM151 165V164H150ZM13 166H14V168H13ZM21 167L22 166V169H23V167H25V169H18L17 167ZM26 166H27V168H26ZM60 166V167H59ZM73 166H75L76 168L74 169L73 168ZM85 166H87L86 168H85ZM89 166H90V168H92V169H89ZM100 168H99V167ZM102 166V167H101ZM137 166V167H136ZM12 167V168H11ZM42 167V168H41ZM47 167V168H46ZM52 167V168H51ZM54 167V168H53ZM70 167H72V168H70ZM78 167V168H77ZM83 167V168H82ZM94 167H95V169H97V168H99L100 170V173H99V171L97 170V172L99 173L98 175H97V172H96V170L94 169ZM108 167V166H107ZM129 169H128V168ZM142 167V168H141ZM144 167H146V168H144ZM56 168V169H55ZM65 168H67V169H65ZM133 168H136V169H134V170H136V171H134L133 170ZM138 168H140V170L141 171H143V169H144V174H142V173H140V172H138L137 170H139ZM1 169H4V170H1ZM31 169V170H32ZM35 169L37 170V171H35ZM42 169V170H41ZM69 169V170H68ZM71 169L73 170V172L71 171ZM86 169V170H85ZM102 169V170H101ZM112 169V168H111ZM123 169V168H122ZM9 170V171H8ZM19 170V171H18ZM26 170H28L29 172H27ZM56 170V172H54ZM75 170V171H74ZM76 170H77V172H76ZM87 170H90L91 172H90V174L88 175V173H89V171H87ZM105 170V171H104ZM139 170V171H140ZM21 171H23L22 173H21ZM26 171V172H25ZM45 171H46V173H45ZM53 171V172H52ZM64 171H66V172H64ZM68 171H70L71 173H73L72 174V177H71V174L69 175V172ZM80 171V172H79ZM85 171V172H84ZM95 173H94V172ZM101 171H102V173H101ZM147 171H149V170H147ZM14 172V174H12ZM16 172V173H15ZM34 172V173H33ZM36 172V173H35ZM48 172V173H47ZM78 172L80 173V174H78ZM85 174H84V173ZM137 172L138 174H136L137 176L136 177H133V176H135V173ZM23 173L26 175V174H28V175H23ZM41 173V174H40ZM52 175H51V174ZM59 173V174H58ZM149 173V172H148ZM147 173V175H149ZM4 174H6V175H4ZM11 174V175H10ZM20 174L22 175V177H20ZM32 174H33V176H32ZM34 174H35V176H34ZM40 176H38V175ZM53 174H54V177L56 178H54L53 177ZM77 174V175H76ZM93 174H94V178H92L93 177ZM96 174V175H95ZM100 174H103V176L102 175H100ZM19 175V176H18ZM50 175V176H49ZM61 175V176H60ZM68 175V176H67ZM92 175V176H91ZM2 176V177H1ZM7 176V177H6ZM25 176V177H24ZM43 176V177H42ZM48 176V177H47ZM63 176V177H62ZM64 176H65V178H64ZM69 177V178H67V177ZM76 176V177H75ZM79 176H80V178H79ZM84 176V177H83ZM96 176H97V178H96ZM125 176V177H124ZM27 177V178H26ZM28 177H30V178H28ZM36 177V178H35ZM37 177H39L41 180H40V182L38 181L39 180V178H37ZM74 177V178H73ZM79 179H78V178ZM83 177V178H82ZM88 177H91V178H88ZM103 178L104 177V179H101V178ZM7 180H6V179ZM9 178V179H8ZM11 178V179H10ZM48 178V179H47ZM51 178V180H49ZM60 178H62V179H64V180H61ZM76 178V180H77V182H76V180H73V179H75ZM82 178V179H81ZM96 178V182L95 183H93L94 181H92L93 179H95ZM101 180H100V179ZM8 182V181H11L12 183H7V182H5V180ZM24 179H27L25 182H24ZM34 179H37V182H39V184L34 180ZM70 181H69V180ZM89 179H90V181H89ZM92 179V180H91ZM127 179V178H126ZM126 180V183L124 182V184H123V182H121L122 184H123V186L124 185H128L129 184V189H130V191H131V189L132 188H130V185H131V182H134V181H132V180ZM23 180V181H22ZM49 180V181H48ZM56 180V181H55ZM74 181V183L72 182V181ZM79 180H81V185L80 184H78L80 181ZM98 180H100L99 181V183H98ZM106 180H108V182L106 181ZM18 181V182H17ZM22 181V182H21ZM29 181H31V182H29ZM50 181H51V183H50ZM54 181V182H53ZM59 181H60V183H59ZM83 181V182H82ZM88 181V182H87ZM103 181H105V183L103 182ZM130 181V183H128ZM70 182V183H69ZM89 182H90V184H89ZM104 183V185L102 184V183ZM106 182H107V184H106ZM29 186H26V184ZM35 183H37V184H35ZM42 183H44V184H46V183H49V184H46V186L48 187V189H49V191H47L48 189H46L47 187L44 185V184H42ZM77 184V186L76 185H74L73 186V184ZM92 183V184H91ZM97 183V184H96ZM4 184H6V185H4ZM9 184V185H8ZM11 184L12 185H14V187L13 186H11ZM17 184H19V185H25V186H19V191H21L20 193H18L19 191L18 190H16L17 189V187L18 186H16ZM32 184V185H31ZM58 184H54V185H57V186H54L55 188L56 187H58ZM70 184H71V188H72V186H73V189H71L70 188ZM94 184V185H93ZM99 184V185H98ZM114 184V185H113ZM133 184V183H132ZM41 185V186H40ZM79 185H80V187H79ZM88 185H90V186H88ZM96 185V186H95ZM103 187H101V186ZM119 185V184H118ZM117 185V186H118ZM121 185V184H120ZM135 185V184H134ZM11 186V187H10ZM35 186V187H34ZM37 186H39V187H37ZM42 186H45V188L44 187H42ZM61 186V185H60ZM60 186L58 187L60 190H58V188H56V189H53L54 187H53V185H52V190H51V192L49 193V194H54L53 193V190H57L59 193H61L62 191H63V189H62V186H61V188H60ZM93 186V187H92ZM117 186H115V187H117ZM132 186V185H131ZM8 187V188H7ZM10 187V188H9ZM21 187V188H20ZM23 187V188H22ZM31 187V188H30ZM34 187V188H33ZM43 188V190L44 189H46V191L47 192H45V194L43 193L44 191H42V193L40 192L41 191V189ZM75 187V188H74ZM89 189H88V188ZM105 187H106V190H105ZM115 187H114V190H115ZM126 188H127V186H125ZM134 187V186H133ZM136 187V186H135ZM134 187V188H135ZM15 188V189H14ZM29 189V190H31V191H29V192H31V193H33V194H31L30 195V193L28 192V195L29 196H31L30 198L29 197H27L28 195H27V190L26 189ZM38 188H40V189H38ZM64 188V187H63ZM65 188H64V190H65ZM93 188H94V191H93ZM100 188V189H99ZM108 188V189H107ZM119 188V187H118ZM133 188V189H134ZM10 189H11V191H10ZM23 189V190H22ZM104 189V190H103ZM117 189V188H116ZM123 188H121V190H122ZM132 189V192H136L135 190H133ZM137 189V188H136ZM14 190V191H13ZM37 190L40 192V194H42V195H44V196H46L45 198H43L44 196H42V195H40L39 194V196H34L35 194H36V192H37ZM67 190V189H66ZM68 190H67V192H68ZM96 190H98V191H96ZM118 190H120V188L119 189H117V191H116V194H115V196H117L116 198H118L117 200H119L120 199V197H121V195H122V193L120 194V192L118 191ZM120 190V191H121ZM126 190V189H125ZM125 190H123L122 192H124L125 193ZM24 191H26L25 193L26 194H24ZM54 191V192H55ZM93 191V192H92ZM96 191V192H95ZM113 191V190H112ZM126 191H129V190H126ZM130 191L129 192H127L128 194L130 193ZM17 192V193H16ZM38 192V193H39ZM57 192V193H58ZM65 191H63V194L65 195V197H66V192L64 193ZM70 192V191H69ZM118 192H119V196H118ZM213 192V191H212ZM14 193V194H13ZM22 193V194H21ZM35 193V194H34ZM58 193V194H59ZM71 193V192H70ZM68 193L70 196H71V194H73V193ZM108 193V192H107ZM127 193H125L126 195H128ZM3 194V195H2ZM5 194V195H4ZM8 194V195H7ZM57 194V195H58ZM92 194V195H91ZM110 194H112V195H114V193L112 192V193H110ZM133 194V193H132ZM135 194V193H134ZM208 194H210L209 195V197L210 196H212L213 195V193H212V195H211V191H209L208 192ZM9 195H11V196H9ZM22 195H27L26 196V198H27V201L25 200L26 198H25V196L24 197H21ZM36 195H38V194H36ZM48 195V196H47ZM107 195V194H106ZM125 195V196H126ZM17 196V197H16ZM42 196V197H41ZM59 196H61L62 197V195H59ZM59 196H58V199L57 200H61V197L59 198ZM68 196V195H67ZM109 198H110V196H109V193H108V195H107ZM106 196V197H107ZM114 196V197H115ZM11 197V199H9V198ZM35 197H37L38 199L39 198H41V199H39L40 200V202L41 201H44V199H45V202H38V201H34V199H35ZM69 197V196H68ZM67 197V198H68ZM91 197V198H90ZM105 197V198H106ZM113 196H111V198L112 199H114L113 201H116V198H114ZM123 197H124V195L122 196V198L120 199L121 200V202L123 201ZM13 198V199H12ZM15 198V199H14ZM16 198H17V200H16ZM22 198H23V200H24V202H23V200H22ZM56 198H57V196L56 197H54V199L56 200ZM101 198H102V196H101ZM101 198H96L98 201H100V199ZM107 199L108 201L111 199ZM212 198H216V197H214V196H212ZM212 198H210V201H211V204H214V206H216L215 204H219L218 206H216V207H218V208H216V207H214L213 205H211L210 206V204H208L209 203V201L207 202V204H206V202L204 201V203H203V205L201 204V207H199V210L200 211H203L205 214H207L208 216L209 215H211V217H214L215 216V218H218L219 216H221L222 214H224V212L225 211H228V209L230 208L229 207V205L226 203V201L225 200H222L223 201V203H224V201H225V203L227 204V205H223V203L221 202V200L220 199H213V200H216V202L214 203V201L213 200H211ZM3 199V200H2ZM5 199V200H4ZM7 199H9V200H7ZM35 199V200H36ZM62 199H63V197H62ZM64 199H66V198H64ZM64 199H63V201L62 202H64ZM91 199V200H92ZM96 199H93L92 201L90 200V201H87L86 200V202L88 203H91L92 205L93 204H97V201H96ZM103 199H104V197H103ZM208 199V198H207ZM105 200V199H104ZM119 200V201H120ZM206 200V199H205ZM2 201V202H1ZM4 201V202H3ZM8 202V204H7V202ZM17 201V202H16ZM22 202V205H21V203H18V202ZM29 201V202H28ZM32 201V202H31ZM213 201V202H212ZM27 202H28V204H27ZM94 202V203H93ZM96 202V203H95ZM102 202V201H101ZM104 202H107L106 200L104 201ZM16 203V204H15ZM39 203V204H38ZM222 203V204H221ZM224 203V204H225ZM10 204V205H9ZM12 204H14V205H12ZM20 204V205H19ZM91 204H88V205H90L91 206ZM101 204H104V203H100L99 205H101ZM206 204V205H205ZM221 204V205H220ZM6 205V206H5ZM39 205V207H37ZM48 205H50V204H48ZM87 205V206H88ZM98 205V206H99ZM205 205V206H204ZM209 205V206H208ZM222 205H223V207H222ZM13 206V208H11ZM19 206H22V207H19ZM28 206V207H27ZM45 206V205H44ZM97 206V205H96ZM96 206H95V208H96ZM204 206V207H203ZM209 207V209H212L213 211L211 212V210H210V212L208 211L209 209H207V207ZM226 206V207H225ZM15 207V208H14ZM23 207H25V209H22ZM27 207V208H26ZM29 207L31 208V209H29ZM37 208V209H34V208ZM94 207V206H93ZM203 207V208H202ZM220 207V208H219ZM225 207V208H224ZM35 210V211H33V209ZM47 208V209H46ZM89 208V207H88ZM201 208V209H200ZM205 208V209H204ZM216 208V209H215ZM9 209V211H7ZM27 209V210H26ZM47 210V211H50V210ZM53 209V208H52ZM90 209V208H89ZM92 209V208H91ZM94 209V208H93ZM227 209V210H226ZM11 210V211H10ZM17 210H19V211H17ZM22 210H24L25 211V213L22 211ZM215 210V211H214ZM206 211H208V212H206ZM19 214H18V213ZM31 212H33V215H32V213ZM37 212H39V213H37ZM3 213H6V214H3ZM10 213H12V214H10ZM3 214V215H2ZM8 214L10 215V217L8 216ZM29 215V217H28V215ZM31 214V215H30ZM36 214H39V216L38 215H36ZM214 214V215H213ZM4 215H5V217L7 218V217H9L8 219H6L5 217H4ZM26 215V217L24 218V216ZM84 215V214H83ZM13 216H15V220L13 219ZM18 216V217H17ZM31 216H33V217H31ZM35 216H38V217H35ZM12 217V218H11ZM20 217V218H19ZM42 217V216H41ZM83 217V216H82ZM5 218V219H4ZM28 218H30L29 220H28ZM32 218V219H31ZM34 218V219H33ZM16 219H18V220H20V219H22V220H20V221H16ZM24 219V220H23ZM9 220H11V221H9ZM26 220V221H25ZM31 220H32V223H31ZM2 221V222H1ZM8 221V222H7ZM12 221H14L13 223H12ZM27 221H28V223H27ZM11 222V223H10ZM19 222H22V224L21 223H19ZM31 224H30V223ZM7 225H5V224ZM10 223V224H9ZM20 224V225H19ZM13 227H12V226ZM32 225V226H31ZM5 226V227H4ZM21 227V228H20ZM4 228V229H3ZM10 228V229H9ZM15 228H17L18 230H16ZM25 228V229H24ZM259 229V228H258ZM263 229V228H262ZM261 229V227H260V230H262ZM44 230H46V231H42L41 233H42V235H45L46 233L45 232H47V229H44ZM252 229H250V230H248L249 232L247 233V239L248 240H246V238L244 237V238H242L241 239V242L243 241V242H246V243H250V242H253V238L252 237H255V235H254V233H256L257 234V232L259 233V235H261L260 236V239L262 238V235L263 234H261V233H263L264 231V229L262 230L263 232H259V231H257L256 230V228L255 229H253L254 231L256 230L257 232H254L253 230L251 231ZM3 231V232H2ZM7 231V232H6ZM10 231V232H9ZM13 231V232H12ZM44 233V234H43ZM251 233H253L252 234V236H251ZM5 236H4V235ZM16 234V235H15ZM248 234H249V236H248ZM14 235V236H13ZM42 235L40 236V237H42ZM254 235V236H253ZM57 235H55V237H53L54 239H52L53 241L51 242V238H50V242H51V244H54L53 242L55 241V239L57 238L56 237ZM59 236V235H58ZM249 237V238H248ZM14 238V239H13ZM251 238V240H249ZM257 238H258V241H259V236H257ZM257 238H256V241H257ZM7 239V240H6ZM263 239H264V236H263ZM263 239L260 241V242H263ZM2 240V241H1ZM11 240V241H10ZM14 242H13V241ZM56 240H59V237L56 239ZM6 241V242H5ZM257 241V242H258ZM49 242V241H48ZM50 242L48 243L49 245L48 246H50L51 244H50ZM255 242V241H254ZM7 243V244H6ZM11 243H9L10 245H11ZM244 244V245H243ZM242 245L243 246H245L246 244L245 243H243ZM254 244V243H253ZM256 244V243H255ZM5 245L6 247H3V246ZM9 245V246H10ZM250 245H252V244H250ZM53 246H56V243L53 245ZM242 247V246H241ZM245 247H249V246H245ZM250 248V247H249ZM244 249V248H243ZM243 249H241L240 251H244ZM248 249V248H247ZM47 252H48V250L47 249H45ZM44 250V251H45ZM50 254H51V256H53L54 254H56V255H54V256H59V252L57 253V251L55 252V251H53L52 249H51V247H50ZM45 251V252H46ZM245 251H246V249H245ZM23 252V251H22ZM55 252V253H54ZM53 253V254H52ZM53 256V257H54ZM57 258V257H56Z\"/></svg>", "mask_w": 264, "mask_h": 264}]
</instances>
